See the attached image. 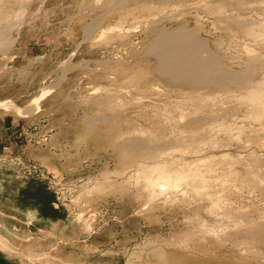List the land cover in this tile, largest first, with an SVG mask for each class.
Listing matches in <instances>:
<instances>
[{
	"label": "rangeland",
	"instance_id": "rangeland-1",
	"mask_svg": "<svg viewBox=\"0 0 264 264\" xmlns=\"http://www.w3.org/2000/svg\"><path fill=\"white\" fill-rule=\"evenodd\" d=\"M225 4V0H0V28L8 31L5 46H0V101L28 111L17 114L0 108V264H232L237 246H228L235 237L212 247L210 238L221 230L228 232L245 217L240 213L244 209L254 217L257 210L264 214L260 188L240 191L227 177L204 186L205 192L210 186L207 195L218 190L220 200L190 190L183 178L172 183L157 179L155 193L147 179L139 177V169L154 160L124 144L134 137L155 142L169 166L172 158L194 162L206 151V156L215 157L219 152L229 157L243 154L231 141L224 143L230 140L225 130L233 123L244 126L238 121L253 108L248 100L233 99L235 91L225 94L224 89L223 94L211 85L219 99L217 92L214 97L208 92L212 102L205 100L210 86L194 85L199 86L195 89L169 80L156 70V58L149 51L157 29H189L206 41L222 68L239 70L246 44L241 32L231 27L232 34L227 28L232 39L238 36L235 44L222 27ZM16 9L21 13L17 21ZM232 54L239 59L237 65ZM253 73L251 81L264 79L263 72ZM236 92L235 98L240 94ZM225 115L233 116L228 118L233 119L230 125ZM192 117L204 118L205 129L189 130ZM221 128L227 133L224 137ZM209 138L218 151L206 144L205 151L192 155L185 147L187 140L203 143ZM174 144L178 146L173 149ZM213 170L216 175L221 172L219 166ZM223 182V188L234 187L223 189ZM210 198L219 200L220 219Z\"/></svg>",
	"mask_w": 264,
	"mask_h": 264
},
{
	"label": "bare ground",
	"instance_id": "bare-ground-1",
	"mask_svg": "<svg viewBox=\"0 0 264 264\" xmlns=\"http://www.w3.org/2000/svg\"><path fill=\"white\" fill-rule=\"evenodd\" d=\"M18 1H20V0H18ZM225 3H226L225 6H226L227 11H226V14L224 12L225 15L222 16L223 17L222 20L224 21L225 25L221 23L223 21L220 22L222 27H224V30L226 28L227 34H228V32L232 31L233 29H235L237 33L241 32L244 39H243V43H242V40H240L241 42L239 41V43H242L243 45L246 44L245 46L242 45L243 49L241 50V52L243 51L244 55L241 54V55H243L241 58H243V57H245V58H243L244 62H241L244 64V66L242 64V66L240 67L241 69L239 68V70L237 69V70L230 71V70H227V69L225 70L224 68H222L223 65L221 66V64L218 60V56H216L217 57L216 58L215 55L213 56L211 54V53H213V51L211 52L209 50L211 52L210 53L207 50L208 48H206L207 45L205 44L206 41L203 38L202 39L198 38L196 36L197 33L194 34V31L191 32V30L189 31V29H188V31L186 29L184 30V29H181L178 27H177L178 29H175V30L171 29L170 31L165 30L163 28L157 29L156 32H154L155 35H153L152 40H150L151 42L149 43V51L156 58V70L173 82L174 81L177 83L181 82V83H184V85L187 84V85H190L191 87L194 85L195 86L201 85L202 87L204 86L205 88L206 87L208 88L211 85L214 88L216 87L217 89L216 88L215 89L217 91L221 90V92H222V90L225 89V92H224L225 94H226V91H229V90L235 91L234 92L235 94L237 93L236 91H239L238 92V93H240V94H238L239 97L236 96V98H235V94L233 93L234 95H231V96H234V98L233 97H231V98L236 99L238 101H240L241 99L248 100L247 105L250 104V106H252L253 108L250 107V110H248V108H247L248 106H247L246 107L247 109H245V110H248L250 113L247 111L248 114L245 113V116L242 115L243 117L237 118V119L240 118V120L238 122H242L244 124V126H241V127L239 125L235 126L234 125L235 123H233V124H231L232 128L230 126L231 130H229L228 129L229 127L227 125H230L231 121L229 122V120H232V122H233V119H228V118H231L232 115H230L228 118L226 117V115L223 116V117L227 118L226 120H228V121H226V123L229 122V124L227 123V125L225 123V119H224V121H222L223 118L221 120L222 122L225 123L227 128L223 126L224 123L219 124V125H222L224 128L229 130V131L225 130V131H227V133L229 132L227 134L221 128L223 130V131L220 130V133L223 132V133H221L222 136L224 135V133H226L228 135V138H230V140L227 139V141L224 142L223 139H225V138H223L224 136L223 137L221 136L223 139L220 137L221 138L220 140H223V142L225 144L227 142L231 141L232 144L236 145L237 148L239 147L241 149L243 154H239V155L236 154L237 156L235 155L232 157V154L230 153L231 157H229L228 155H227L228 156L227 157L226 153L223 152L224 154L223 153L221 154L219 152L220 156L215 157L214 155H212V153H210L212 156L210 154H209L210 156H208V155L206 156L205 153L207 151L205 153L202 151L204 153V157L201 156L203 158L199 159L200 158V154H199V155H197V156H199L197 158L198 160L195 158L194 162H190L187 159L186 161H189V162H186L183 160L184 162H186V163H183L181 158L179 159L181 161H179L178 158H177L178 161L173 160V158H172V161L169 159L170 163L168 161L167 162L170 164V166L172 165V167L170 169V168H168L170 166L167 163H165V161L163 159V152L160 151V145L157 146V143L149 141L148 139L147 140L146 139H139V138L137 139L135 137L131 138L128 142L124 143L125 146H127L133 150H137V152H139L141 155L147 156V158L154 160L151 164H148L147 166L145 165V167L143 166L139 169V174L141 173V175H142V176L140 175L139 177L140 178L144 177V179H143L144 181L147 179L146 180L148 182L147 185L151 186V188L153 187L152 188L153 192H155L154 187H156L153 185H157L160 181H164V180L165 181L168 180L167 182L170 181L169 183H172L171 182L172 180L180 182L183 178L185 183L188 184V188L190 190H192L194 192H196V191L205 192V191H202V189H204L205 185H207V184L210 185L209 182H213L214 180L220 181V179L222 182V180L225 181V179L230 178L232 180V184H234L233 181L237 182V184H238L237 186H239V188L236 187V189H240V191H241V188H242V190H243V188H246L247 191H250V187H259L260 190L264 194V81H263L264 79L260 78L262 81L261 80L260 81L258 80V82H256L257 80L254 81L256 83L251 81V77L254 75V73H253L254 71H255L256 76H257V73H256L257 71H259V73L260 72L264 73V0H225ZM5 5H6V3H5ZM1 11H2V9H1ZM243 13H245V14L243 16H241ZM1 14H2V12H1ZM4 14H5V12H4ZM20 14L21 13H19V9H16V12L14 14L15 15L14 19L16 21L19 19ZM1 17H2V15H1ZM16 26H17V24H16ZM227 28L228 29L231 28V29H229L230 31ZM5 32H8V31H4V28L3 29L0 28V46H2V47L5 46V44H6ZM233 32H234V30L231 33L233 34ZM228 35H229V37L231 36L230 33ZM235 36H237V35H235ZM235 36H234V38H238V36L237 37H235ZM234 38L232 39L230 37V39H232V42L237 44L238 42H236V39L234 41ZM232 42L230 43V45L232 44ZM233 48H235V47H233ZM238 48H240V47H238ZM234 51H235V49H234ZM233 57H234V55H233ZM220 58H222V57H220ZM227 58H229V56ZM230 58H231V56H230ZM230 58L228 59V61H230V62H231V60L233 61L235 59V57H234V59L232 58L231 60H230ZM236 59H237V61H239L238 58H236ZM236 59L234 60L235 61L234 64H236ZM239 63L240 62H238V64ZM240 65L241 64H239V66ZM252 67H254V71H252L253 70V69H251ZM256 69H257V71H256ZM250 72H252V73H250ZM251 74H253V75H251ZM262 75H264V74H262ZM262 77L264 78V76H262ZM256 78L257 77H255V79ZM257 79H259V77ZM195 86H194L195 89H197L199 87V86L198 87H195ZM191 87H190V89H191ZM192 90H194V89H192ZM199 90H200V88H199ZM199 90H195V91H199ZM241 90H243V91H241ZM217 91L214 92L213 88H212V90H209L207 92L206 91L204 92V90H203L202 91V92H204L203 97H205V98H203V97L202 98L205 100H208V99H206V97L209 98V96L212 95L211 93H213V97H214V93H216ZM190 92H192V91H190ZM199 92H198V94H199ZM208 92L210 95L208 94ZM196 93L197 92H195L194 94H196ZM218 93L219 92H217V94H215V97L219 96L220 93L219 94ZM229 94H232V93L229 92ZM197 95L192 94V96H197ZM200 95H202V93ZM222 96L224 97V95H222ZM212 98H209V100ZM36 99H38V97ZM195 99H197V98H195ZM195 99L193 102H195ZM201 99L199 101H201ZM203 99H202V101L204 102ZM218 99H219V97H218ZM228 99H229V97H228ZM197 100H196V102H197ZM210 101H208L206 103H209ZM201 102H199V103H201ZM239 103L240 102H238L236 104L237 105H241V104L243 105L242 102L240 104ZM245 103H244V105H245ZM200 105L201 104H199V107H200ZM206 105H208V104H206ZM206 105L203 104V106L207 107ZM208 106L210 108L211 106H214V105H211V106L208 105ZM0 108H2L4 110L15 111L17 114H24V113L28 112L26 107L25 108L24 107H18L15 104L11 103L10 101H6V100L0 101ZM245 110H243V111H245ZM209 112H211V111H209ZM237 112L240 115L241 112H239L238 110H237ZM237 112H234V115H236ZM218 114H220V113H218ZM241 114H244V112ZM234 117L236 118L237 116H234ZM166 118L167 117H165V120H166ZM235 118H234V120H235ZM204 121H206V120L202 117H192L188 120L189 125H187V126H190V125L192 126L189 130H193V129L197 130V129L202 128L201 126L204 123ZM204 129L205 128L203 127L202 130H204ZM206 129H209V127ZM210 131L211 130H209L208 132H210ZM226 134H225V136H226ZM206 135H208V134H206ZM182 138L184 139V137H182ZM182 138H180L179 141H183ZM209 140H211V139L209 138L207 141H204L203 143H198V142L196 143V142H191V139H190V140H187L188 145L186 143L185 147H187L188 152L189 153L191 152V154L193 155V153L200 152L201 151L200 149L205 147L206 144L207 145L211 144V147H212L215 142L212 144V142ZM218 141H219V139H218ZM218 141H216V142H218ZM231 142H230V144H231ZM224 143L222 144V141H221V143L218 142V144H221V145H224ZM215 144H217V143H215ZM176 146H178V144H174L171 148L176 147ZM209 146H207L206 149H208ZM213 147L217 148V151H218L217 145L213 146ZM215 148H213V149H215ZM221 148L224 149V146ZM204 149L205 148H203L202 150H204ZM213 149H211V150H213ZM235 149H236V147H235ZM240 149H239V151H240ZM179 150L181 151V149H179ZM236 150L238 151V149H236ZM208 151L210 152L209 149H208ZM214 152L215 151H213V153ZM228 154H229V152H228ZM233 154H234V152H233ZM192 157L193 156H191V159H192ZM214 166H219L221 169V172H219L218 175H216L215 174L216 171L213 170ZM238 166L241 167L240 168L241 171L238 170L235 172L232 170V169L237 168ZM153 175H155L156 177ZM151 176H153V177H151ZM160 178L163 180H161ZM157 179H159L160 181L158 182ZM218 182H215V185ZM224 183L225 182H223L222 186L219 185V184H221V183H219L218 187L221 186L223 188L225 186ZM227 183H229V182H226V184ZM165 184H166V182H165ZM160 186L158 185V188L161 189V187H163V186H161V187ZM231 186H233V185H231ZM226 187H227V185H226ZM229 187H230V185H229ZM229 187L223 188V189L227 190V189H229ZM233 187H230V188H233ZM213 189H216V187L215 188L213 187ZM208 190L210 191V186H209ZM208 190L206 189V192ZM209 191H208V194L210 193ZM217 191L214 190V194H213L212 193L213 190H212V192H211L212 195H215V193ZM255 191H256V189H255ZM153 192H152V194H154ZM206 192L204 193L205 197L212 196V195H207ZM222 192H223V190H222ZM217 193H219V192H217ZM204 194L202 193L203 196H204ZM218 196H220V195L218 194ZM218 196L215 195L214 198H216ZM212 198H213V196H212ZM212 198H210V199L212 201H214ZM218 199H220V198L218 197ZM218 199H217V201H219ZM207 201H208V198H207ZM212 201H210V203ZM217 201L216 200L214 201L215 205H213L214 203L213 204L211 203L210 206H208V207H210L212 209L213 207H211V205H213L217 208V206L220 205V203L218 205L216 204ZM216 208H214L212 211H215ZM217 210H219V209L217 208ZM217 210H216V212L218 214H216V215H218V217L219 216L220 217L217 218V216L214 215V212H213V217L220 219L221 218V215H219L220 210L219 211H217ZM246 210L244 209L243 212L240 210L241 211L240 213H243L242 215H244L245 217H240V216H242V215H240L239 216L240 218L236 221V223H234L233 226H231L232 228L228 225L230 227V230L228 232L224 231V233H222L221 232L222 230L218 228L219 230H221L220 232L222 234L220 232H216V233L212 234V236L213 235L214 236L213 237L211 236L212 238H210V239H212V240L214 239L216 241V243L214 240L213 241L211 240L214 243L213 244L211 243V245L209 243L208 245H210L212 247V245H215V244L220 245L219 243H222V242H223L222 244L226 245V243H225V242H227L226 240L229 241L230 238L232 239V237H235L234 238L235 240L232 239L231 241H229V243L231 245H229V246L227 245L228 248L232 247V245L234 247L237 246L236 248H233V249H237V252L234 250L236 253L232 252L233 253V254H231L232 256L229 254L231 256L230 260L231 259L233 260L232 264H239L238 261H240V260L242 262L240 264H264V250L262 249V248H264V214H261V211L257 210L258 216L254 217V215H252L251 213H244V211H246ZM207 211H209V210H207ZM210 212H211V210H210ZM237 212L239 213V209L237 210ZM222 213H220V214H222ZM217 219H215V220L217 221ZM220 221L218 220L219 223H220ZM227 221H226V223H227ZM215 222H211V223H215ZM230 222L232 223V221H230ZM206 223H204V224L207 225L208 223L207 224ZM211 225L214 227L213 224H211ZM211 225L210 226L208 225L209 228L211 227ZM222 225L223 226H221V224H220V226L224 228V223ZM213 227H211V228H213ZM205 228H203V230ZM209 228H207V229L209 230ZM218 229H216V231H219ZM210 230H212V229H210ZM211 232H213V231H210V234L207 232L209 234V236L211 235ZM218 233H220V234H218ZM206 235H203V237H205ZM207 238H209V237H207ZM206 240L208 241V239H205V241ZM208 245H206V246H208ZM218 245H217V247H218ZM213 247L216 248V246H213ZM222 248H224V247H222ZM227 249H224V250H227ZM207 251H208V248H207L206 252ZM215 251H213V252L215 253ZM221 252L223 253V250ZM226 252H228V251H226ZM230 252L231 251H229L228 253H230ZM216 253L218 254L219 252H216ZM228 253L225 255H228ZM206 254H208V255L211 254V251H210V253H206ZM225 255H223V257ZM218 257H219V255L217 256V258ZM219 258H221V256ZM228 259H229V257H228ZM230 260H229V262H230ZM208 261H210V260H208ZM223 264H224V262H223Z\"/></svg>",
	"mask_w": 264,
	"mask_h": 264
}]
</instances>
